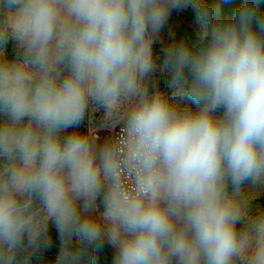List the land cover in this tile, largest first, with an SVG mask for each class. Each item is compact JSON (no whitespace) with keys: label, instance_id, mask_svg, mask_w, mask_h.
Returning a JSON list of instances; mask_svg holds the SVG:
<instances>
[{"label":"clouds","instance_id":"1","mask_svg":"<svg viewBox=\"0 0 264 264\" xmlns=\"http://www.w3.org/2000/svg\"><path fill=\"white\" fill-rule=\"evenodd\" d=\"M189 4L200 43L166 49L168 95L150 84L153 45ZM90 111L101 123L78 131ZM260 192L256 0L231 18L211 0H0V264H31L50 223L55 264H93L105 241L113 264H264Z\"/></svg>","mask_w":264,"mask_h":264},{"label":"rangeland","instance_id":"2","mask_svg":"<svg viewBox=\"0 0 264 264\" xmlns=\"http://www.w3.org/2000/svg\"><path fill=\"white\" fill-rule=\"evenodd\" d=\"M213 3H219L221 7V15L224 18H231L235 12L243 3V0H211ZM258 11L264 13V0H256ZM201 28L197 22L196 10L189 4L187 7L174 9L170 12L169 18L159 33L156 42L153 45L154 58L157 63V70L150 78V84L153 90L158 87L160 91L171 95L170 89L168 88V81L170 75L166 70H162L166 49L173 43H179L185 41L191 46H198L200 43ZM6 53L9 59L14 56L15 47L14 42L9 41L6 46ZM179 107H189L195 110V105L186 98H176L174 101ZM222 110H218L219 115ZM103 117L102 111L89 112L84 120V123L78 129V131L85 132L89 127V121L96 124L97 126L101 123ZM71 131V130H69ZM113 131L104 130L98 133L100 141L103 142L108 136H112ZM67 134V133H66ZM253 190L251 184L246 183L243 187V191L248 193ZM231 191V189H230ZM99 203V201H98ZM102 210V208H101ZM264 211V192L251 201L250 212L256 214V212ZM49 234L51 236V246L34 257L31 264H55L56 257L59 252L60 240L55 227L50 223ZM74 244L76 243L74 238ZM115 255V249H113L106 241L97 248L93 254V264H113V258Z\"/></svg>","mask_w":264,"mask_h":264},{"label":"built area","instance_id":"3","mask_svg":"<svg viewBox=\"0 0 264 264\" xmlns=\"http://www.w3.org/2000/svg\"><path fill=\"white\" fill-rule=\"evenodd\" d=\"M118 132H119V128L117 127V128L113 131L112 136L116 135Z\"/></svg>","mask_w":264,"mask_h":264}]
</instances>
